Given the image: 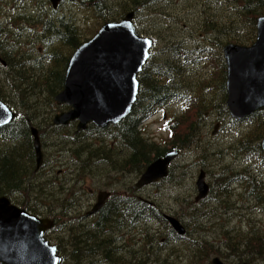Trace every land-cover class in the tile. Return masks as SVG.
Wrapping results in <instances>:
<instances>
[{"label":"trees","instance_id":"16d2710c","mask_svg":"<svg viewBox=\"0 0 264 264\" xmlns=\"http://www.w3.org/2000/svg\"><path fill=\"white\" fill-rule=\"evenodd\" d=\"M118 1H120V10L115 15H111L112 18H110L111 16L108 12L109 3L107 0H72L75 5L93 11L97 17L106 18L107 22L118 21L120 17L124 18V16L130 12H134L135 14L141 13L144 9L154 4L166 2L168 0ZM215 3L224 5L226 7L224 10L232 12L235 18H237L236 21L232 20V22H226L221 18V15L219 17L215 16V20L212 21V25L209 28L206 27V24L203 26V28H206L205 31H209V34L213 35L215 32V36L209 40L211 42L209 47H211V54L215 57V62L218 63V70L225 78L226 82L227 70L223 48L231 43L250 46L255 42L257 38V21L261 16H264V0H215ZM43 6L44 3L37 6V14H35L34 17L27 14H22L18 17L20 23L23 24L25 21L28 26L43 25V34L48 36L45 37L43 41L47 44L52 43L54 45L51 49V53L47 56H31L30 59L27 60L23 55H15L13 56L15 63H13L9 56L15 50L13 47H8V45L1 40L4 31L0 23V66L5 70V73L0 75V99L6 102L9 107L17 113L16 119L10 125L0 128V197L7 196L11 201L21 200L24 206L28 202H31L32 206H28L27 210L32 213L33 206H36V201L40 193L37 190V156L31 128L32 126L36 127L39 125L41 119L47 122L44 128H48L49 120L50 123H52L53 115L50 116V114L56 113L53 111V108L56 107L53 99L64 87L66 70L71 58L70 56L73 54V51L84 42L81 39V32L77 25L73 22L64 21L63 16L51 19L53 15L50 13L47 15L43 10ZM17 13L22 12L20 11ZM14 21L17 22L18 19L16 18ZM136 27L138 32L143 34L137 23ZM26 29L28 30V28ZM32 30L33 29L29 31ZM144 33L148 34L147 31ZM150 35L155 41L156 38L154 35L151 33ZM51 36H53V40ZM183 47L184 46L180 43L163 47L160 51V54L164 56L162 61H158L156 53L152 52L150 61L146 64L139 76L140 93L133 111L119 124V126H113L115 128L117 127L115 132L107 133L108 128L101 129L93 124H91L85 132H80L78 134L69 132V142L67 145L71 148L68 150V153H71V157L78 161L67 163L66 172H70L71 176L76 181H79L77 182L78 185L81 182L80 178L87 169L86 159L88 153L91 151L97 153L101 160L108 163H113L115 159L114 155L101 152L104 150L101 149L100 151L98 146L93 149L85 143V138L88 137L91 139L92 137L90 132H93V135H107V138L114 139L115 141L122 140L126 145L125 151L128 153L126 162H129L128 166L131 167L132 165V168H135L136 165L137 167L139 166V174H142L153 161L165 156L167 153H164L165 150H161L157 146L148 147L147 142L142 137L141 125H143L144 121L158 109L165 108L174 101H178L179 106L182 103L183 107H181L180 113L176 111L180 114L178 118L175 116L171 117L166 124H164V129L169 133L168 138L171 139V144L173 146L169 151H171V149L176 150L179 143H181L183 147L186 146L187 149L191 147L192 137H194L195 133L187 135V133L180 132V124L185 125L191 123V120L186 122L183 116H187V114L184 115V113L192 109L191 107L196 103L197 98L194 95H190V93L187 92V88L181 85L178 80L187 62L192 61L190 59L192 53H187L186 48ZM68 50H71L68 56L70 58L67 59L66 64L63 66L62 63L65 60L64 55ZM18 52L20 54L23 53L21 51ZM199 54L200 50L197 53L198 57ZM44 59H48L47 62L43 61ZM2 60L8 63V68L3 67L4 62ZM44 63L48 64L47 68L41 70V65ZM40 90L44 91V95L41 99L44 97L43 101L48 106V108H46V113L43 115L39 114L33 97L36 92ZM12 91L13 94H10ZM23 100L35 108L29 109L23 106L21 104ZM226 100L227 97L225 96L221 105L224 110L221 118H226L229 115ZM202 108V106L198 108L197 113L199 115L203 114ZM48 109H50V111H48ZM192 120H195V118ZM29 122H31V124H28ZM226 122L232 128L244 124L247 130L244 137L239 139L232 148L235 154L242 156L241 159L237 160L236 156H233L234 161L231 163L233 166L231 170L227 168L231 172L224 171L223 169L220 172L221 174L216 177L218 185V197L216 199L219 201L220 194H228L230 187L235 188L240 183H244L246 187H249L248 194L255 197L258 202H261L262 198L257 197L256 193L257 189L260 190L262 187L264 189V176H259L261 172H264V153L262 150V141L264 139V111L255 112L249 116V118L244 119L227 117ZM100 138L103 137H97L98 142ZM179 138H182V140L178 141L177 139ZM57 145L59 146L60 144ZM100 145L101 143L99 146ZM45 149L46 162L49 164L57 162L59 158L57 150H60V148L55 149V146L47 144ZM55 154L57 158L51 160L53 155L55 157ZM238 161L244 164V166H240ZM97 165H101V161L91 163L86 174L89 172L88 175L90 174V177H97L99 168ZM236 165L239 166L238 171L235 170ZM93 166H96V169L93 168ZM173 169L174 168L170 171L168 178L173 173ZM232 182L234 183L230 186ZM210 191L214 193V187L212 185H210ZM52 198H54V196H52ZM68 201L67 198L63 200V215L67 214L65 207H67ZM181 201H179V203H181ZM136 208L137 210H135V212L129 213L128 215L124 214L120 217L124 218L127 216L130 219L134 217L136 220L129 224L121 223L119 220H112L107 227L108 236L125 227H133L138 224L157 220L153 218L154 216L149 214L151 210H154L149 203L143 202L140 199L138 207ZM230 208L231 206H228L223 209L228 212ZM213 212H215V209L210 212V215H213ZM158 215L160 216L161 214L159 213ZM204 218L205 216H200L198 212L187 215V219H189L188 222L191 223V229L189 230L188 228L190 227L183 222V219H180L186 230L185 237L193 234L191 244L197 246L201 254L199 258H194L192 253L193 247L190 246L189 251H186L185 254L191 258V264H196L195 262H198L193 261V259L200 260L198 264H212L211 258L215 254L220 256L224 262L232 260L240 264H264V235L253 228L246 234H243L237 228L227 230L224 223L221 228L226 229L228 232L224 231L223 234L225 237H218V241L215 244V231L213 230L215 224L211 223V218L209 222L208 220L204 221ZM164 219L166 220L165 215ZM99 230L100 224L85 227L80 226L76 227L75 230L73 229L74 234L72 236L70 250L66 249V240H58L57 246L62 253H60L62 264H88V260L97 259V257H101L103 260L104 257L106 260H111L110 264H121V259L114 249V241L112 238L106 241L105 239L100 240L98 238L86 236L88 233L97 234ZM170 233H172V235H170L173 240L179 239V235L176 232L172 231ZM206 236H209L210 240L206 238ZM53 240L56 239L54 238ZM198 240L202 243H194V241ZM207 243H211V245L207 246ZM150 248L151 244H147V246L141 248V250L144 249L145 252L146 250H150ZM175 249V247H172L171 254L176 252ZM181 250L182 252L184 251L183 248ZM101 251H103L104 257ZM136 254L137 253L133 251L132 256H137ZM149 257L150 256H143L142 253H140L137 264H147L144 260H150ZM129 258L130 257H128V259ZM93 264L98 263L94 262Z\"/></svg>","mask_w":264,"mask_h":264},{"label":"rangeland","instance_id":"374dc122","mask_svg":"<svg viewBox=\"0 0 264 264\" xmlns=\"http://www.w3.org/2000/svg\"><path fill=\"white\" fill-rule=\"evenodd\" d=\"M107 2L109 3L108 12L110 16L119 12L120 1L107 0ZM43 3V10L45 13L47 15L49 13L53 15L51 19L63 16L64 21L73 22L77 25L81 32V39L84 42L93 38L107 22L106 18L97 17L93 11L75 5L72 0H63L56 8L53 7L50 0H0V23L4 31L1 40L4 41L8 47L14 48L15 51L9 56L13 63H15L13 58L15 55H23L29 60L31 55H37L38 51H43L46 56L51 53V49L54 45L52 43L47 44L43 41L45 37H48L43 34V25H35L37 31L35 36V34L26 29L29 28L28 24L25 21L23 24L20 23L18 17L22 14L34 17L35 14H37V6ZM224 8H226L224 5L215 3V0H168L166 2L154 4L144 9L141 13L135 14L134 22L138 24L140 31L143 34H145V31L148 32V34L141 35L152 39V37H150L151 33L156 38L155 41L153 40L154 48L152 52L156 53L158 61L164 59V56L160 54L162 48L175 43L182 44L184 46L183 48H186L187 53H192V57H190L192 61L187 62L178 80L181 85L187 88V92H189L190 95H194L197 98V101L192 105L190 111L184 113V115L187 114V116H183L186 122L191 120V123L185 125L180 124V132L187 133V135L195 133L194 137H192L191 147L187 149L186 146L183 147L182 144L179 143L176 147L179 151V155L170 165V171L174 168L171 176L156 185L142 189L139 193V198L142 199L143 202L149 203L150 206L154 208L149 214L154 216L153 218L157 220L138 224L133 226V229L125 227L119 231H115V233L108 237L106 235L103 237L108 239L112 238L114 247L117 250L122 248L125 241H128L130 245L133 244L132 249L137 253V256H132L130 264L138 263V256L140 253H142L143 256H150V260H144L147 264H191V258L185 254L186 251H189L190 246L193 247L192 253L194 258H199L201 256L198 247L191 244L193 234L188 235L186 238L184 237L176 240L171 238L172 233L170 232L176 231L164 219V215L173 217L177 220L183 219V222H185L188 227L191 226V223L188 222L190 218L187 219V215L194 212H198L200 216H205L203 219L204 221L208 220L209 222L211 218V223L215 224V227H213L215 231V244L218 241V237H225L223 234L224 231L228 232L227 230L233 228L239 229L243 234L248 233V231L253 228L264 235L263 187L260 188V190L257 189L256 193L257 197L262 198L261 202H258L255 197L248 194L249 187H246L244 183H240L235 188L230 187L228 194H220L219 201L216 199L218 197L216 177L221 174L220 172L223 169L224 171L231 172L228 169L231 170L233 166V164H231L234 161L233 156H236L237 160L241 159L242 156L235 154L232 148L239 139L244 137L247 130L244 124H241L239 127L230 128L226 122L230 114L226 118H221L224 112L221 105L224 97H227L225 88L226 82L225 78L218 70V63L215 62V57L212 56L211 47H209L211 43L209 40L215 36V32L211 35L209 31H205L206 28H203L204 24L209 28L212 25V21L215 20V16L219 17L221 15V18L226 22H232V20L236 21L237 18H235V15L228 10H224ZM20 11L22 13H17ZM112 16L110 18H112ZM16 18L18 19V23L14 21ZM122 18L123 17H120L118 21ZM51 38L53 40V36H51ZM199 50L200 59L197 56ZM18 51L23 53L20 54ZM70 52L71 50L66 51V53L64 52L65 60L62 63L63 66L66 64L67 59L72 56L68 57ZM47 60L48 59H44L43 61L47 62ZM47 65L48 64L45 63L42 64L41 70L46 69ZM2 73H5V70L0 66V75ZM10 94H13V91L10 92ZM43 95L44 91L40 90L33 96L36 108L41 115L45 114L46 108H48L41 99ZM21 104L29 109L35 108L27 104L25 100L21 101ZM175 106H177V104H168L165 108H160L157 114L150 116L143 125H141L142 137L147 142L149 148L157 146L161 150H165L164 153L168 152L170 148H173L171 139L168 138L169 133L164 129V123L166 124L171 117L175 116L178 118L180 115L178 113L181 111L179 110L177 113V110L174 108ZM200 106L203 107L202 115L197 113ZM193 118H195V120H192ZM76 129V126H74L70 130L59 132L60 145H56L55 149L60 148V150H57V155L58 157L62 155V162H67V159L72 156L71 153H68L71 147L67 144L69 142V132L74 133ZM115 129H117V127L111 126L107 129V133L115 132ZM47 131L48 128L41 129L42 134ZM90 133L92 134L91 139L87 137L84 140L85 143L91 145V147L94 141H98L95 137L107 136L103 134L93 135V132ZM177 140L180 141L182 138ZM41 143L43 146L44 139H42ZM100 143L101 145L99 147L104 144L101 140L99 141V144ZM106 147V152L115 156L112 165H109L111 162H106V168L98 165L99 171L97 177H90L86 174V171L89 170V161H87V169L80 178L81 182L79 185L77 183L79 181H76L71 176L70 172H66V165L62 162L58 163L55 168V173L61 170L66 173L68 179L74 180L70 181V185H72L70 190H68L67 187L63 188L65 191H62L59 188L62 184L58 182L50 185V187L53 188L49 193L50 204H52V201L55 199L54 206L62 207L63 201L61 200L67 198L71 201V204L67 202V207H65L67 214L62 215L63 218L61 222L74 218L72 210L76 199L80 200L79 197H83V199H81V203L79 202L76 208L82 206L85 197L84 209L85 211L91 210L96 199L95 195H93V201L87 198L85 196L87 190L89 188L97 191L107 189L108 184L113 180L112 176L115 175L112 172L121 174L120 172L117 173V171H114V169L120 165L118 161L120 158L118 157L119 151L114 146L111 148L106 145ZM53 158H57L56 154L55 157L54 155L52 156L51 160H53ZM74 160L76 161L77 159ZM238 163H240V161H238ZM240 166H244V164L240 163ZM93 168L95 167L93 166ZM131 170L132 165L124 170V173L128 175L123 178L124 184L118 185L119 189L123 188L126 190L128 186H131L139 179L141 174H133ZM202 170L206 173L207 184L214 187V193L210 191L207 198L196 201L195 198L198 195L196 181ZM235 170H239L238 165H236ZM259 176L263 177L264 172H261ZM118 177L120 178V175H118ZM37 182L41 183L38 179ZM233 183L234 182L230 183V186ZM47 193L48 192H46V194ZM52 196H54V198H52ZM72 198L74 199L71 200ZM179 201H181V203H179ZM12 203L24 209L28 206H32L31 202H28L24 206L21 200H12ZM68 205L71 206L70 211ZM228 206H231V208L226 212L223 208ZM214 209L215 212H213V215H210V212ZM159 213L161 214L160 216L158 215ZM224 223L227 230L221 228ZM73 229V226L64 228L62 231V236L66 235L64 239H57L55 235L49 234L47 235V239L53 244L56 243L55 245H57L58 240H66V249L70 250V244L74 234ZM189 229H191V227L188 228V230ZM122 232L125 240L119 239ZM54 238L56 240H53ZM206 238L210 240L209 236H206ZM194 243L200 244L202 242L198 240L194 241ZM147 244H151V248L150 250H146L145 252L147 253H145L144 249L141 250V248L146 247ZM210 245L211 243H207V246ZM172 247L176 248L174 254H171ZM182 248L184 250L183 252L181 250ZM101 254L104 257L103 251H101ZM119 254L120 252L118 251V256ZM214 257L220 258V256L215 254L212 256L211 260ZM110 261L111 260H106L105 257L104 260L101 257H97V259L88 260V264H93L94 262L98 264H110ZM193 261L199 262L200 260L193 259ZM198 262L195 263L198 264ZM225 263L240 264L232 260H227Z\"/></svg>","mask_w":264,"mask_h":264},{"label":"water","instance_id":"95a60500","mask_svg":"<svg viewBox=\"0 0 264 264\" xmlns=\"http://www.w3.org/2000/svg\"><path fill=\"white\" fill-rule=\"evenodd\" d=\"M56 8L63 0H50ZM135 13L120 21L105 23L89 41L77 48L70 58L64 87L55 102L69 109L53 118L57 126L77 122V133L90 124L105 128L118 125L133 111L140 93L139 75L152 56L154 41L142 36L136 28ZM227 66V106L232 117L248 118L264 111V16L257 21V38L251 46L228 44L223 48ZM17 114L0 99V128L11 124ZM37 166L43 163L39 132L32 128ZM264 152V139L262 141ZM179 151L168 152L153 161L134 185L139 191L169 176L172 161ZM196 201L204 200L210 191L206 173L196 181ZM95 205L90 214L99 211ZM180 235L183 224L166 216ZM54 222L32 215L13 205L7 196L0 197V264H62L58 246L47 239ZM212 264H227L215 257Z\"/></svg>","mask_w":264,"mask_h":264},{"label":"flooded vegetation","instance_id":"af4514ba","mask_svg":"<svg viewBox=\"0 0 264 264\" xmlns=\"http://www.w3.org/2000/svg\"><path fill=\"white\" fill-rule=\"evenodd\" d=\"M34 28H35V25H32V26H29L28 30L33 29L31 33L35 34L36 36L37 31ZM31 56L44 57L45 54L43 53V51L42 52L38 51L37 55L32 54ZM3 64H4L3 67L8 68V63L6 61ZM55 97L53 99V102L56 104V107L53 108V111H55L56 113L52 117V123H50V120L48 121V131L46 133L43 132V134L41 133V129H43L47 125V122L43 121L42 119L39 121V125H37L36 127L32 126V128H36L38 130L41 142H42V139H44V144L42 146L43 163H42L40 170L36 173L37 175L36 182H37V179L41 182V183L37 182V190L40 193V195L38 196V199L36 201V206H33V213L32 212H29V213L41 219H49L53 221L54 227L52 228L51 231L47 233V235L48 234L55 235L58 239H64L66 235L62 236V231L64 230V228H67L69 226H73L75 230L76 227H80V226H93L95 224H100V230L97 234L88 233V235L86 236L90 238H98L100 240L105 239L106 241H108L109 240L108 238H103V237L105 235L108 237L109 234H108L107 227H108V224L111 223L112 220L114 221L119 220L121 223H124V224L125 223L129 224L136 220L134 217L132 219H130L127 216H125L124 218H120V217H122L124 214L128 215L129 213H133L135 212V210H137L136 207H138V204L140 201L139 193L141 190L139 191L134 190V185L139 179L135 183H133L131 186H128L126 190H124L123 188L119 189L118 185L124 184L123 178L128 175L124 173V170L127 167L129 168L128 166L129 162H126L127 160L126 158H128L127 157L128 153L125 151V148H126L125 143H123L122 140L115 141L114 139H109L107 138L108 136L100 138L102 143H104L101 147H99L98 141H94L92 144V148L95 149L96 146H98L100 148V151L101 149L104 150L101 152H106L105 150L107 148L106 145H108V147H111V148L113 146L117 148V150L119 151L118 157L120 158L118 159V161L120 165L117 166L114 169V171H117V173L120 172L121 174H116V172H112L115 175L112 176L113 180L111 179L112 181L110 184H108L107 189L97 191V190H93L89 188L87 190V193L85 196L87 198L90 197L89 199L93 201V195H95V199H96V202L92 206L91 210L85 211L84 204H82L80 208H76V206L79 204L81 199H83V197H79L80 200L76 199L74 206H73V210H72L74 214V218L68 221L61 222L63 218L62 217L63 215L62 207L54 206L55 199L52 201V204L49 203V198H50L49 193L51 190H53V188L50 187V185L54 184L55 182H58L62 184L61 186H59V188L62 191H65L63 188H67V187H68V190H70L72 188V185H70V181H74V180L68 179L66 176V173L61 170L55 173V168L57 167L58 163L62 162V155L61 157L58 158L57 162L50 163V164L47 163L45 146L47 144H51L53 146H56L57 144H59L60 142L59 132L63 130H69L71 127L73 128L74 126H77V122L71 123L69 126H57L53 123V118L55 117V115L61 112H65L69 109L67 106L58 105L55 102ZM48 111H50V109H48ZM52 115L53 113L50 114V116ZM50 116L48 115L49 118ZM28 124H31V122H29ZM111 126H118V125H111ZM109 127H105L101 129H107ZM74 133L78 134L76 131H74ZM88 146L91 147V145L89 144ZM86 160L89 161V165L93 163L94 161H101V166L106 168V161L101 160L100 157L97 155V153H94L91 151L90 153H88V157ZM74 161H75L74 158L71 157L67 159V162H62V163L66 165L67 163L74 162ZM87 161H86V165H87ZM109 165L111 166L112 163ZM131 171H133L132 172L133 174H139V166L137 167L136 165L135 168H132ZM101 174H102V171H101ZM118 175H120V178L118 177ZM84 181L86 182L85 179ZM41 190H42V193H41ZM46 192L48 193L46 194ZM73 199L74 198H72L71 200ZM85 201H86V198L84 197V203ZM68 202H70L71 204V201H68ZM98 204H101L99 211L93 214H90L95 208V205L97 206ZM70 209H71V206H69V211ZM130 228L133 229V227H130ZM119 239L125 240L123 233H121V236L119 237ZM132 248H133V244L130 245L128 241H125V244L122 245V248L120 250H117L116 248H114L117 254H118V251L120 252L119 258L121 259V264H130L131 262L130 259H132V254H133ZM128 257L130 258L128 259ZM257 264H260V263H257Z\"/></svg>","mask_w":264,"mask_h":264},{"label":"bare ground","instance_id":"6f19581e","mask_svg":"<svg viewBox=\"0 0 264 264\" xmlns=\"http://www.w3.org/2000/svg\"><path fill=\"white\" fill-rule=\"evenodd\" d=\"M166 38H167V37H166ZM76 132H77V129H76ZM53 152H54V151H53ZM77 161H78V160H77ZM79 161H81V160H79ZM81 162H82V161H81ZM70 166H71V165H70ZM97 166H98V165H97ZM79 167H80V166H79ZM95 167H96V166H95ZM40 168H41V167H38V166H37V170H38V171L40 170ZM95 169H96V168H95ZM93 171H94V170H93ZM96 171H97V170H96ZM98 171H99V169H98ZM98 171H97V172H98ZM88 173H89V172H88ZM88 173H87V174H88ZM89 175H90V174H89ZM80 176H81V175H80ZM82 176H83V175H82ZM95 176H96V175H95ZM98 179H99V178H98ZM106 179H107V178H106ZM100 181H101V180H100ZM89 198H90V197H89ZM80 203H81V202H80ZM83 204H84V203H83ZM78 210H79V209H78ZM75 211H76V210H75ZM77 219H78V218H77ZM132 226H133V225H132ZM83 230H84V229H83ZM131 231H132V230H131ZM251 264H252V263H251Z\"/></svg>","mask_w":264,"mask_h":264}]
</instances>
